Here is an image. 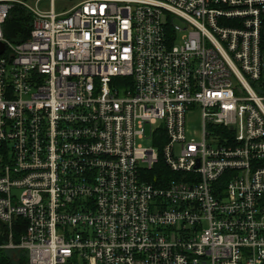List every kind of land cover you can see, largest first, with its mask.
<instances>
[{"label":"built area","instance_id":"2783aa9c","mask_svg":"<svg viewBox=\"0 0 264 264\" xmlns=\"http://www.w3.org/2000/svg\"><path fill=\"white\" fill-rule=\"evenodd\" d=\"M42 1L0 0V245L27 264H264V0ZM160 156L165 183L147 179Z\"/></svg>","mask_w":264,"mask_h":264},{"label":"trees","instance_id":"16d2710c","mask_svg":"<svg viewBox=\"0 0 264 264\" xmlns=\"http://www.w3.org/2000/svg\"><path fill=\"white\" fill-rule=\"evenodd\" d=\"M30 15L20 7H14L5 19V35L13 41L27 36L29 30ZM147 179L153 182L165 183L172 175L171 170L164 163L162 156L159 161L147 172ZM6 239V229L0 223V244ZM0 264H27V256L21 254L17 261L0 247Z\"/></svg>","mask_w":264,"mask_h":264},{"label":"rangeland","instance_id":"374dc122","mask_svg":"<svg viewBox=\"0 0 264 264\" xmlns=\"http://www.w3.org/2000/svg\"><path fill=\"white\" fill-rule=\"evenodd\" d=\"M70 3L71 1L69 0H56L55 1V5H62L63 7L68 6ZM40 5L44 7H48L49 1L44 0L40 2ZM186 125H187L188 137L195 136L194 133L199 132L198 129L201 126V118H200V111L198 108L194 109L187 115ZM143 143L145 144L147 143V141H143ZM0 247L5 249V251L10 255V257L14 259V261H17L21 254L26 255L25 251L22 249L3 247L1 245Z\"/></svg>","mask_w":264,"mask_h":264},{"label":"water","instance_id":"95a60500","mask_svg":"<svg viewBox=\"0 0 264 264\" xmlns=\"http://www.w3.org/2000/svg\"><path fill=\"white\" fill-rule=\"evenodd\" d=\"M2 48H3V43L0 42V50H2Z\"/></svg>","mask_w":264,"mask_h":264}]
</instances>
